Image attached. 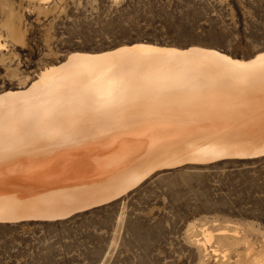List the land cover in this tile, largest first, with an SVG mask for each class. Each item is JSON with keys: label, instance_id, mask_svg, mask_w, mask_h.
I'll return each instance as SVG.
<instances>
[{"label": "bare ground", "instance_id": "1", "mask_svg": "<svg viewBox=\"0 0 264 264\" xmlns=\"http://www.w3.org/2000/svg\"><path fill=\"white\" fill-rule=\"evenodd\" d=\"M263 154L264 51L134 42L71 52L0 92V221L65 219L161 168Z\"/></svg>", "mask_w": 264, "mask_h": 264}, {"label": "rangeland", "instance_id": "2", "mask_svg": "<svg viewBox=\"0 0 264 264\" xmlns=\"http://www.w3.org/2000/svg\"><path fill=\"white\" fill-rule=\"evenodd\" d=\"M180 11L191 27L172 23ZM134 42L249 59L264 51V0H0V92L71 52ZM263 246L264 154L158 169L69 220L0 221V264H255Z\"/></svg>", "mask_w": 264, "mask_h": 264}, {"label": "trees", "instance_id": "3", "mask_svg": "<svg viewBox=\"0 0 264 264\" xmlns=\"http://www.w3.org/2000/svg\"><path fill=\"white\" fill-rule=\"evenodd\" d=\"M108 203L106 204H103V205H100V206H96V207H93V208H90V209H86L84 211H81V212H77V213H74L73 215L69 216L68 218H65V219H60V220H53V221H46V220H29V221H20V222H17V223H7V224H12V225H17V226H21V225H25V224H28V225H38V224H48V223H55V222H59V221H63V220H69V219H72L80 214H85L87 212H90L92 210H96V209H99V208H104L106 207Z\"/></svg>", "mask_w": 264, "mask_h": 264}, {"label": "snow or ice", "instance_id": "4", "mask_svg": "<svg viewBox=\"0 0 264 264\" xmlns=\"http://www.w3.org/2000/svg\"><path fill=\"white\" fill-rule=\"evenodd\" d=\"M190 3L191 0H188ZM171 7H175V4H173ZM172 23L174 25H178L181 28L184 27H191L194 24V21L191 17V14L185 16L183 11L177 12L176 16L172 19Z\"/></svg>", "mask_w": 264, "mask_h": 264}, {"label": "water", "instance_id": "5", "mask_svg": "<svg viewBox=\"0 0 264 264\" xmlns=\"http://www.w3.org/2000/svg\"><path fill=\"white\" fill-rule=\"evenodd\" d=\"M77 213V212H76Z\"/></svg>", "mask_w": 264, "mask_h": 264}]
</instances>
